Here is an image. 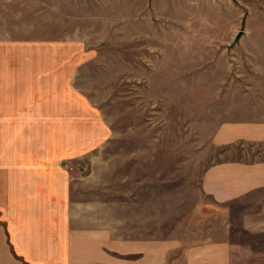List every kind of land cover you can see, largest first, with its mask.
Returning <instances> with one entry per match:
<instances>
[{"label": "crops", "instance_id": "obj_1", "mask_svg": "<svg viewBox=\"0 0 264 264\" xmlns=\"http://www.w3.org/2000/svg\"><path fill=\"white\" fill-rule=\"evenodd\" d=\"M93 35L132 54L121 78L154 84L160 67L158 83L210 100L224 157L203 170L191 209L188 192L157 205L155 141H132L147 172L111 190L121 177L105 175L107 144L123 140L77 89L105 67L95 54L109 45ZM97 144L107 155L92 161ZM249 199L259 212L231 219ZM0 264H264V0H0Z\"/></svg>", "mask_w": 264, "mask_h": 264}, {"label": "rangeland", "instance_id": "obj_2", "mask_svg": "<svg viewBox=\"0 0 264 264\" xmlns=\"http://www.w3.org/2000/svg\"><path fill=\"white\" fill-rule=\"evenodd\" d=\"M97 7L92 6L93 9ZM92 32L95 34L97 31ZM128 38H124V42ZM91 40L92 43L109 45L95 54L105 67H93L89 72L93 77L91 83L86 84L81 79L77 84V89L79 92L81 89L82 94L88 95V98L97 106L98 116L109 123L114 132L111 141L123 140V145L119 150L116 149L115 144H107L108 157L112 159L105 175H107L108 182L113 175L121 177L111 190L119 186L125 192H131L138 172L140 174L147 172L146 154L141 155L143 162L140 163L138 169L127 154L131 151L132 141L142 143L148 140L155 141V158H150L149 167L150 173L154 175L157 205H168V210H171V203L170 205L169 202H166L167 205L162 204L159 199L165 193L172 198L179 192H188V208L191 209L190 199L194 197L203 170L224 157L220 152L221 149L214 147L211 143L212 131L219 118L212 115L210 100L187 101V94H192L195 86L165 84L164 81L158 83L160 81L158 76L164 74L160 67L151 70L157 74L155 79L157 83L154 84L146 83L145 76L139 81L126 79V77L121 78L123 70L131 77L132 54L125 53L121 56L111 50L119 42L115 36L93 35ZM126 59H129L128 63ZM135 72L139 74L137 70ZM140 72L145 74L142 70ZM146 76H151L150 79L154 80L153 75L146 74ZM170 80H172L170 77L166 79L167 82ZM205 89L206 87L204 90L200 87L199 91H210V87ZM138 125L140 131L132 132V128ZM106 155L105 150L99 149L97 144L93 147L89 157L95 161ZM68 167L74 168L78 173L86 171V168L78 163L69 164ZM91 168L92 172H98V163L92 164ZM102 175H104L103 172ZM246 204L249 206L243 202L233 203L230 206L233 212L231 219H237L246 209L259 212H257L258 205L253 204L252 199H249ZM172 209H178V207L172 203ZM252 218H255L253 214ZM223 219L227 217H221V220ZM241 235L242 233H239V236Z\"/></svg>", "mask_w": 264, "mask_h": 264}]
</instances>
